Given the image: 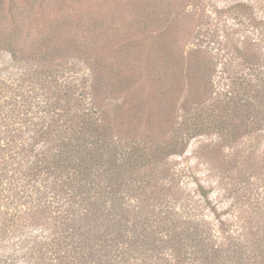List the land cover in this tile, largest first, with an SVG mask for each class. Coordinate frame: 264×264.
Returning <instances> with one entry per match:
<instances>
[{"label": "trees", "instance_id": "16d2710c", "mask_svg": "<svg viewBox=\"0 0 264 264\" xmlns=\"http://www.w3.org/2000/svg\"><path fill=\"white\" fill-rule=\"evenodd\" d=\"M110 6L125 17L116 20L127 19L128 28L144 33L146 40L125 39L121 34L131 30H121L110 19L111 12L85 24L79 18L89 16L84 8H61L52 21L42 24L28 47L31 53L24 56L19 46L24 30L20 18L33 7L24 9L12 1L4 5L0 0V52L9 56L11 71L0 74L1 134L7 141L19 140L27 153L26 174L33 178L44 208L56 206L59 218L69 221L71 230L88 226L82 228L86 242L90 241L86 250L80 243L74 246L76 264H104V246L129 244L130 231L136 230L137 238L147 237L148 230L135 222L130 225V218L124 237L115 229L111 233L103 230L110 224L121 227L124 216H137L123 206L124 195L128 203L142 201L153 189L151 180L164 173V167L157 171V165L163 166L169 156L181 155L190 139L213 133L231 142L264 128V72L258 70L263 78L256 84L246 81L247 76L233 77L220 93L225 98L219 93L211 97L209 71L199 60L200 50L180 58L182 53L175 50L176 28L190 15L186 4L180 0H114ZM220 10L251 25L241 50L236 48L243 54L242 64L249 75L255 61L264 57L259 53L264 16L248 0L232 1ZM74 15L76 22L71 20ZM253 31L258 38H253ZM92 40L99 50H91ZM61 47H69L72 53L59 55ZM69 59L80 62L86 71L78 80L59 76L72 71L61 68ZM26 72L31 74L26 76ZM184 77L195 81L186 87ZM207 95L211 98L206 99ZM177 110L182 113L176 114ZM200 191L206 198L205 191ZM192 224L187 232L171 228L169 239L177 248L188 239L203 242L206 231ZM54 245L52 252L58 254L44 258L63 262L66 256L59 249L69 243L59 239Z\"/></svg>", "mask_w": 264, "mask_h": 264}, {"label": "rangeland", "instance_id": "374dc122", "mask_svg": "<svg viewBox=\"0 0 264 264\" xmlns=\"http://www.w3.org/2000/svg\"><path fill=\"white\" fill-rule=\"evenodd\" d=\"M10 1L21 4L24 9L33 7L20 18L23 25L21 31L24 30L19 46L24 56L30 52V42L35 40L42 24L52 21L54 12L61 8H84L89 16L79 18L85 24L92 20L99 21L103 18L102 14L111 12L113 18L110 19L124 28L121 30L130 29L127 19L116 20L125 17L110 6L114 0H1V3L8 5ZM102 1L105 3L102 4ZM180 1L186 4L190 15L184 24L179 22L176 28L175 44L178 49L175 50L182 53L181 59L186 58L189 51L200 50L199 60L206 63L209 71L207 79L211 87L210 94H213L211 97L217 95L215 93H222L225 84H229L233 77L243 79L247 76L246 81L252 84L262 80L263 76L258 70L264 72V57L260 56L255 61L253 72L246 75L248 69L242 64L243 54L236 51V48L241 50L246 29H250L251 25L244 23L242 18L235 19L234 15L220 10L223 5L237 0H199L194 6L188 5L198 0ZM248 1L255 4L259 16H264V0ZM46 3L53 7H46ZM127 6L132 9L131 5ZM71 20L76 22L78 18L74 15ZM130 30L121 35L125 39L146 40L144 33ZM257 34L253 31V38H258ZM262 34L264 40V30ZM263 40L260 55L264 54ZM97 46L92 40L93 52L95 48H101ZM66 51L72 53L66 47L62 48L59 55H65ZM69 60L61 63V68L65 70L68 67L72 71L60 73L59 76L68 80L80 79L86 72L84 67L80 62L74 64V60ZM8 66L9 56L0 52V74L10 73ZM232 67L236 70L230 73L223 71L224 68L230 70ZM26 74L29 76L31 73ZM184 80L186 87L189 81H195L191 77H184ZM23 87L27 88L26 81ZM211 97L207 95L205 98ZM31 110L37 112L36 107ZM178 113L182 112L177 110ZM1 124L2 121L0 264H76L74 246L80 243L81 249L86 250L90 241L88 238L86 242L83 236L85 229L82 228L88 226L71 230L70 222H63L59 218L61 214L56 212V206L44 208L32 182L33 178L26 174L28 169L24 158L27 153L21 150L19 140L7 141L1 134ZM254 131L231 142L213 133L196 136L189 140L181 155L169 156L162 162L163 166L157 165V171L164 167V173L151 180L153 189L142 196V201L130 200L128 203L129 198L124 195L123 206L133 209L137 216H124L121 227L110 224L103 230L111 233L115 229L124 237V226L130 218V225L135 222L148 230L147 237L137 238L135 230L130 231L132 238L128 240L129 244L120 242L116 248L105 245L107 256L103 258L104 264H264V128ZM152 173L147 170V174ZM199 191H205L206 198L200 196ZM192 222L206 231L202 233L205 236L203 242L196 244L192 239H185L180 243L182 248H177L173 244L175 242L169 239L171 228L187 232ZM59 239L69 243L59 249L66 257L63 262H50L44 257L58 254L52 250L54 242Z\"/></svg>", "mask_w": 264, "mask_h": 264}]
</instances>
